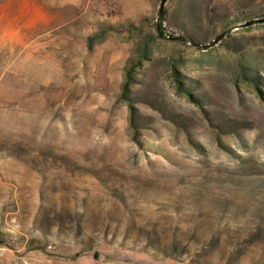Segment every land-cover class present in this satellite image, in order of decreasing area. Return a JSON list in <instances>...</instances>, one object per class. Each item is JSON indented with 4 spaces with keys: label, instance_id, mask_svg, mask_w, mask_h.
Wrapping results in <instances>:
<instances>
[{
    "label": "rangeland",
    "instance_id": "obj_1",
    "mask_svg": "<svg viewBox=\"0 0 264 264\" xmlns=\"http://www.w3.org/2000/svg\"><path fill=\"white\" fill-rule=\"evenodd\" d=\"M0 264H264V0H0Z\"/></svg>",
    "mask_w": 264,
    "mask_h": 264
},
{
    "label": "trees",
    "instance_id": "obj_2",
    "mask_svg": "<svg viewBox=\"0 0 264 264\" xmlns=\"http://www.w3.org/2000/svg\"><path fill=\"white\" fill-rule=\"evenodd\" d=\"M164 23H165V17L163 15H160L159 18H158L157 24H156V29H157V33H158L159 37H161V38H166L167 37ZM173 39H178V40H181V41H184V42H188V43H190V44H192L193 46H196V47H200L201 46L198 43H196L194 40H191V39L186 38V37H178V38H173Z\"/></svg>",
    "mask_w": 264,
    "mask_h": 264
},
{
    "label": "water",
    "instance_id": "obj_3",
    "mask_svg": "<svg viewBox=\"0 0 264 264\" xmlns=\"http://www.w3.org/2000/svg\"><path fill=\"white\" fill-rule=\"evenodd\" d=\"M163 14V12H161V15Z\"/></svg>",
    "mask_w": 264,
    "mask_h": 264
}]
</instances>
